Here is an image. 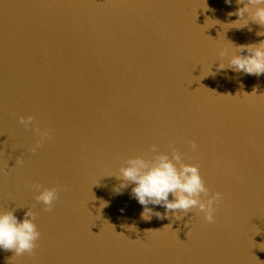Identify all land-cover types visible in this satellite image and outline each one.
<instances>
[{
  "label": "water",
  "instance_id": "water-1",
  "mask_svg": "<svg viewBox=\"0 0 264 264\" xmlns=\"http://www.w3.org/2000/svg\"><path fill=\"white\" fill-rule=\"evenodd\" d=\"M239 7L0 0V212L22 220L30 208L41 232L34 255L0 249V264H264V74L218 70L229 42L264 40L251 21L223 25ZM29 115L50 130L35 154L38 137L18 122ZM153 144L175 146L222 193L214 223L196 210L144 220L134 185L116 191L110 175L151 159ZM36 183L57 188L51 211Z\"/></svg>",
  "mask_w": 264,
  "mask_h": 264
},
{
  "label": "clouds",
  "instance_id": "clouds-1",
  "mask_svg": "<svg viewBox=\"0 0 264 264\" xmlns=\"http://www.w3.org/2000/svg\"><path fill=\"white\" fill-rule=\"evenodd\" d=\"M225 3L231 4L232 0H225ZM236 3L243 7H239L228 15L237 16L238 19L223 25H239L231 28L240 29L246 27L251 21L264 29V0H236ZM211 21H214V24L220 23L215 20ZM256 35L264 36V31H258ZM218 55L221 60L227 58V64L220 62L218 70L231 68L234 72L247 75L260 76L264 74V40L242 45L229 42L227 46L220 48ZM18 122L23 125L25 130L31 128L38 137L31 148L33 154L51 138L50 130L41 129L34 123V118L31 115L20 116ZM189 144L193 151L197 150L195 141H190ZM169 148L170 153L160 152L158 145L153 144L150 147V151L154 154L151 159L143 156L126 159L119 168L118 175H110L121 181L116 191L119 192L120 189L127 188L129 184L134 185L131 195L143 206L141 216L144 220H150L153 215L164 219L170 218L169 214H171L176 218L177 213L187 215L196 210L197 214H203L207 223H214L215 213L223 200L222 193L219 191L210 193L201 176L199 164L185 163L182 153L175 146L169 144ZM22 163L23 160L18 157L16 164ZM32 188L38 193L35 200L43 204V210L51 211L59 199L57 188L43 187L39 183L32 185ZM170 195L173 197L171 200L169 199ZM149 204L162 205L165 212L163 214L153 212L148 207ZM14 212L15 209L0 212V249L12 251L15 256L34 255L41 237V232L34 222L37 213L29 208L21 220ZM166 226L172 228L171 224L164 227ZM176 232L178 233V230Z\"/></svg>",
  "mask_w": 264,
  "mask_h": 264
}]
</instances>
